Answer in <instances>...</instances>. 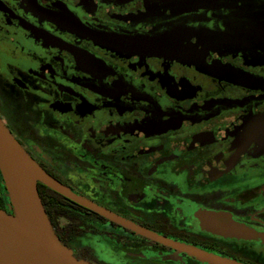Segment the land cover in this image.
<instances>
[{"label": "flooded vegetation", "instance_id": "flooded-vegetation-1", "mask_svg": "<svg viewBox=\"0 0 264 264\" xmlns=\"http://www.w3.org/2000/svg\"><path fill=\"white\" fill-rule=\"evenodd\" d=\"M0 118L78 197L264 264V0H0ZM38 188L77 259L208 264Z\"/></svg>", "mask_w": 264, "mask_h": 264}, {"label": "water", "instance_id": "water-1", "mask_svg": "<svg viewBox=\"0 0 264 264\" xmlns=\"http://www.w3.org/2000/svg\"><path fill=\"white\" fill-rule=\"evenodd\" d=\"M0 173L4 181L12 213L0 208V264H93L77 259L74 251L60 241L53 225L44 211L37 184L60 192L78 205L89 208L113 223L122 225L147 239L163 243L186 253L199 262L208 264H241L198 249L181 245L163 236L155 235L111 212L78 197L59 181L44 172L11 134L0 118ZM149 259L175 260L173 256L153 253L136 255Z\"/></svg>", "mask_w": 264, "mask_h": 264}, {"label": "rangeland", "instance_id": "rangeland-1", "mask_svg": "<svg viewBox=\"0 0 264 264\" xmlns=\"http://www.w3.org/2000/svg\"><path fill=\"white\" fill-rule=\"evenodd\" d=\"M9 197H8V194H7V191L6 189H2V184H1V181H0V205L3 206L4 208H7L9 207L10 208V211L12 212V208H11V204L9 202ZM66 223V220L64 219H61L60 220V224H64ZM77 250V249H76ZM75 250V251H76ZM77 252V251H76ZM88 252L90 253L91 257L94 258V260L98 261H105L107 262L108 260H104L101 258V256L103 255L102 251L101 250H94V249H89ZM111 254V252H110ZM108 256V255H107ZM110 256V255H109ZM94 264V263H93Z\"/></svg>", "mask_w": 264, "mask_h": 264}, {"label": "trees", "instance_id": "trees-1", "mask_svg": "<svg viewBox=\"0 0 264 264\" xmlns=\"http://www.w3.org/2000/svg\"><path fill=\"white\" fill-rule=\"evenodd\" d=\"M37 188H38V184H37ZM38 192H39V188H38ZM40 195V194H39ZM77 233V231L75 232V231H73L71 234L72 235H74V234H76ZM63 243V242H62ZM64 243H67V240L64 242ZM83 255V254H82Z\"/></svg>", "mask_w": 264, "mask_h": 264}]
</instances>
